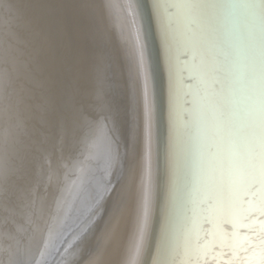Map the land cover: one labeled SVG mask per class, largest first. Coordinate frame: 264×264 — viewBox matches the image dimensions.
I'll return each instance as SVG.
<instances>
[{"label":"snow or ice","instance_id":"obj_1","mask_svg":"<svg viewBox=\"0 0 264 264\" xmlns=\"http://www.w3.org/2000/svg\"><path fill=\"white\" fill-rule=\"evenodd\" d=\"M0 8L15 20L7 31L15 54L0 66V93L15 72L16 109L28 117L25 126L40 116L42 127L55 132L51 33L14 0ZM154 8L172 52L188 204L183 227L166 241L168 264H264V0H156ZM96 99L105 105L102 78ZM16 144H23L22 154L19 148L0 153L6 204L28 161V138ZM146 223L145 213L127 264H138ZM96 264H103L102 251Z\"/></svg>","mask_w":264,"mask_h":264},{"label":"bare ground","instance_id":"obj_2","mask_svg":"<svg viewBox=\"0 0 264 264\" xmlns=\"http://www.w3.org/2000/svg\"><path fill=\"white\" fill-rule=\"evenodd\" d=\"M141 1L147 5L146 10L150 28L152 29V37H154V43L157 49L156 54L160 61V69L162 67V77L164 80L162 84L164 86L163 115L166 126V142L164 147L165 182L164 198L161 213L158 214L160 217L158 216L159 220L157 219L156 228L155 217L158 202L161 148L158 138V95L154 81L156 74H154L155 59L152 50L153 46H151V41L148 38L145 14H143L140 6V0H95L94 3L93 1L91 3L89 2L91 8L97 14V26L92 29L96 37V43L93 39L94 47L98 53L102 51L103 55H109L110 66L112 65L113 73L106 75L108 81H106L107 79L105 80L101 72L98 74V68L96 69V73L92 75V71L96 68V63H98L96 61L97 56L95 57L94 53L96 55L98 53L96 50L93 53L90 42L91 47L86 43L87 38L83 31L84 26L78 24L77 12L75 13L74 10L75 7L77 9V5L74 4L75 0L74 3L72 0V7L75 6L74 9L70 5V9H65L64 13L62 5L59 8L61 10L60 14L62 15L64 13V19L66 18L64 23L66 29L68 30L70 25L69 32H73L76 37L72 43L73 47L68 49L69 45L66 44L65 49L68 71L70 70L69 64L72 62L75 66L74 73L76 77L73 78L74 82L72 87H69L70 90L72 89L71 96L73 100L65 93L64 106L67 107L66 116L63 119L65 122L63 136L65 140L63 147L61 146L63 152L60 162L57 163V167H60L57 172H54L53 169L49 171V175L45 179V182H43V187L40 189L41 191L37 192L38 198L36 203L39 202L37 205H39L40 209H38L39 211H34L35 215H33L32 219V224L34 225L32 227V239L39 238L38 242H41L47 232L46 239L48 238L49 234H51L50 231H52L51 223L54 222L55 217L59 215V211L63 207L61 205L62 207L58 211V205L65 203L66 194L69 193L68 190L70 189L71 191V189L73 190L76 187L75 183L77 178L79 179V174L83 173L86 165H94V162L91 163V160H93L92 157H97L96 155L93 156V154L100 147L98 144L99 142L101 143L103 138V132H101L100 128L101 124L107 123L111 126L113 125V121L115 124H119L121 118L118 115L120 110L124 111V124H126V129L123 125V144L129 139L127 141V157L124 163L122 162L123 171L115 180L109 195L107 194L108 197L105 203L106 206L103 209L104 212L101 213L100 220L98 219L99 221H97L99 223L92 233L93 235L90 233L92 236L91 240H89L90 242H88L89 244L84 243L87 246L85 247L84 245L85 250L83 252L81 250L82 248L78 249L81 250L80 253L82 252V254L75 260L76 262L74 264H96L97 253L101 251L103 252V264H127L128 250L138 239L140 223L145 213L147 223L137 257L138 264H168L170 258L165 255L166 241L178 235L187 215L188 204L185 194L186 180L183 142L179 131L180 109L173 102L172 52L164 38L161 22L154 8L156 0ZM113 10L115 12L114 16L112 14ZM91 59H95V67ZM90 63H92L93 70ZM101 65L105 68L106 64L100 63ZM127 69L132 70L131 75L133 74L132 76L134 77L131 80L134 83L132 88V83L130 86L127 82L131 76L129 74L131 71H127ZM105 74L107 73L105 72ZM128 74L130 75L129 77H127ZM100 78L103 80V87L106 92V103L103 107L97 103L96 99V91ZM63 86L66 90L69 83L67 82ZM133 91L135 98L132 95ZM126 96L130 97L133 103L135 102L136 112L134 113L133 111L135 120V122L133 120V123L135 125L131 127V129L133 128V133L130 130V126L133 124L130 123L131 118L127 106L124 103ZM118 118L120 119L118 120ZM111 129L113 128L111 127ZM126 130H128V139L124 135V131ZM105 152L107 153V151ZM102 156L100 157V162L104 159V156ZM88 169L86 168V173L90 170ZM86 173L83 176H86ZM85 181H87L86 177ZM96 185L95 188L97 187ZM81 199L82 197L78 199L75 210L70 214L64 225L74 217ZM37 207L34 210H37ZM56 220L58 221V219ZM64 225L61 229L59 228L63 232H61L62 235L67 233L71 226V224L67 227ZM95 227L96 225H94ZM77 231L78 229H75L72 234L65 237L62 244V251ZM56 238L57 236H55ZM39 245L41 244L39 243ZM56 245L57 242L52 237L38 261L42 257L43 259L51 257L57 249ZM26 251L24 250V252L16 254L14 258H18L17 255L22 253L26 256ZM2 259L3 255L1 254L0 264H8L7 262L9 261V264H12L15 261V259H12L4 262Z\"/></svg>","mask_w":264,"mask_h":264},{"label":"rangeland","instance_id":"obj_3","mask_svg":"<svg viewBox=\"0 0 264 264\" xmlns=\"http://www.w3.org/2000/svg\"><path fill=\"white\" fill-rule=\"evenodd\" d=\"M78 1L80 5H82L81 6L82 13L81 12L80 13L83 15L84 8L85 6H88L90 1L75 0V5L80 6ZM3 2L4 0H0V3ZM14 2L18 4L19 8L25 14V16L34 17L40 20L44 30L46 32L51 33L52 39L47 57V71L50 76V83L52 84L53 91L55 93V96L52 99L58 105V111H57V129L55 132H53L51 129L46 130L45 127H42L43 120L41 119L40 116H37L34 120H32L28 126H25L24 121L28 119V117L22 115L16 109L17 97L15 91L16 89L15 72L12 73V82L7 86L6 92L0 93V95L7 97V99L0 101V107L6 108L5 111L0 112V153H3L5 156H7L8 154L12 153L16 148H19L22 154L24 150V146L23 144L17 145L16 140L18 137L21 139V141H25L28 138V147H27L28 161L26 165V172L22 177L20 178L18 177L19 180L17 185L14 186L13 191L15 194L12 198L11 203L6 204L5 201L2 198H0V256L2 254L3 255L2 261L7 262V260H12L15 257V256L13 257V254L16 255L19 254L20 252H24V250L25 251L27 250L26 256H28L27 258L28 261H30V263L36 262L44 253L47 245L49 244L52 237H54L55 233L57 231H60V230H55L57 229V226L59 224V219L61 221V225L62 223H65V221L69 218L70 214L75 210L76 204L78 203V199L83 197V195L89 194L87 196V200L90 201V199L92 198V192L97 191L96 195L93 193L94 194L93 198H95L96 202L95 203L93 202V204L91 206H88V208L86 207L84 221H82V224L78 226L77 228L78 231L74 236V239L78 240L75 243L77 245L75 246L74 244L75 247L72 246L71 247L72 249L69 250L68 252V254H71L73 257L68 261H66L65 264H74L76 262L75 260H77L79 256L82 254V252L85 250V247L87 246L86 244H89L88 242H90L89 240H91V236L93 235L92 233L95 231L99 223L97 221L100 220V217L102 215L101 213L104 212L103 209L106 206L105 203L108 197L107 194L110 193L109 191H111L110 189L113 187L115 180L118 178L119 175H121L123 171L122 162L124 163L127 157V146H128L127 141L129 140L128 130H126L124 131V135L128 139V140L125 139L126 146L122 142V140H124V138H122L123 125L124 128L126 129L125 126L126 124H124L125 121L124 111L120 110V113L118 115L121 118V119L118 118V120L120 119L119 124H115L113 120H112L113 125L111 126H109L107 123L101 124L100 128H101V132H103L102 135L103 138L101 140V143L99 142L98 144L100 147L97 149L96 153L94 151L93 154V156L94 155L97 156V157L95 156L97 159L92 157L93 160H91V163L94 162L95 167L92 164H90L89 166L86 165V168L90 169V170L88 169L89 170L88 173L90 175L85 172L87 170L86 168H84L83 173L81 172L82 174H79V179L77 178V181L75 183L76 189L75 188L73 190L71 189V191L69 189L68 190L69 193H67L66 194L67 197H65V203L58 205V211L60 207L62 206L63 207L60 209L59 215L55 217L56 219H58V221L54 219V222L51 223L52 226L51 229L52 231H50L51 234H49L48 238L46 239L48 232L45 233L46 234V236L44 237L45 240L43 239L41 242H38L39 238L32 239L33 237L32 227L34 226L32 224L33 222L32 219H33V215H35L34 211H39L38 209H40L39 205H37L39 202L36 203L38 198L37 192L41 191L40 189L43 187V182H45V179L49 175V171L53 169L54 172L55 171L57 172L60 167V166L57 167L58 165L57 163L60 162L61 154L63 152L62 147L64 143L63 136L65 129L63 117L66 111V107L64 106L65 104L64 99L66 97L65 93L67 90V89L65 90L64 89L65 87L63 86V84L65 85L66 83L65 80L66 75L64 74L63 63H66V57H65L66 44L69 45L68 49H70V47H73L72 43L76 37L74 36L73 32L72 33L69 32L70 25H69V29L68 30L66 29V26L64 25L66 19V18L64 19L65 11L62 15L60 14V12H58L59 10L57 9V4L55 3V0H14ZM62 2L64 5L63 10L70 9L69 8V6L71 5L70 0H62ZM10 25H15V20H9L8 16L5 15V10L3 8H0V66H2L4 60H8L10 62L13 55L15 54L14 44L9 45L8 43L7 31ZM101 49H103V47H101ZM100 54H102V51ZM98 57H99V61H98ZM98 57L96 60L98 63H96L95 59L93 60L91 59V62H93L94 67H95V63L97 65L96 68L94 69L92 63H90L92 70L94 69L92 71V75L96 73V69L98 68L99 71L98 74H100L101 72L105 80L107 79L106 81H108L106 75H108V73H111L110 71L111 67L108 66V62H110L108 61V59L110 60V57L109 55H105V54L104 55L102 54ZM100 63L106 64L105 68L102 65L100 66ZM103 69H104V74L105 72L107 74L105 75L103 74ZM67 71H68V66H67ZM127 71H131L130 73L128 72L131 75L132 70L127 69ZM69 73L70 71H68V74ZM129 74L127 77L130 76ZM132 75L129 77V79L131 77L132 79L130 80L128 79L129 81L127 80L130 86L132 83L131 88L133 87L134 84L131 81L134 79ZM132 93H133L132 95H134V91ZM134 103L132 105H134ZM135 110L136 108L134 105V110H133L134 113L136 112ZM131 122L132 121H130V123ZM134 125L130 126L131 132L133 129V128L131 129V127ZM111 127L113 129H111ZM120 131H121V137H120ZM105 151H107V153ZM102 155L104 156V159L100 162V157ZM20 166L23 167V161H20ZM120 166L121 168H119ZM119 169H121L120 172ZM95 170L98 171L96 172ZM94 171L96 174L94 173ZM85 173L87 175L83 176L85 175ZM85 177L87 181H85ZM98 179L100 180L102 179V180L100 181ZM96 184L97 185L99 184L100 186L98 185L95 188ZM105 198L106 200H104ZM36 207L37 210H34L36 209ZM31 211L33 212V214ZM63 225L59 228L61 229ZM94 225H96L95 228ZM39 243L41 245H39ZM79 248L80 249L82 248L81 253H80L81 250H78ZM7 263L9 264L10 261Z\"/></svg>","mask_w":264,"mask_h":264},{"label":"water","instance_id":"obj_4","mask_svg":"<svg viewBox=\"0 0 264 264\" xmlns=\"http://www.w3.org/2000/svg\"><path fill=\"white\" fill-rule=\"evenodd\" d=\"M88 1H90V3L92 1H93V3L95 2V0H88ZM55 3L57 4V9L59 10L58 12H61V10L59 9L61 7V5H62V7L64 9V5H63L62 0H55ZM73 3H74V0H73ZM73 3H72V1H70L71 7L73 6ZM78 3H79V1H78ZM90 3L88 4V6H85L84 11H83V15L81 14L82 13L81 12L82 8H81L80 3H79L80 6L77 5V9H76L75 6H74L75 9H74V7H72V8L75 10V13L77 12V14H76L77 16L76 17L78 19V24H80L81 26L82 25L84 26V30L83 31H84V34H85V36L87 38V40H86L87 42L86 43L88 44L89 47H91L90 44H89V42L91 43V45H92V48L91 49H93V53H94V50H96V48L94 47L93 39H94V42L96 43V41H95V38L96 37H95V32L92 29L97 26V21H96L97 14L91 8V6H90L91 4ZM140 6L142 8L143 14H145L144 17H145V25H146V28L148 30V36H149L148 38L151 41V46H153L152 50H153V56H154V59H155V70H154L155 73L154 74H156L154 81H155V86H156L157 95H158L157 96L158 124H159L158 138L160 140V146H161V148H160V176H159V188H158V202H157L156 217H155V228H156V223L158 222L159 217H160V215H158V214L161 213V206H162L163 198H164V182H165V166H164V153H165V148L164 147H165V142H166V126H165V123H164V115H163V109H164V97H163L164 91H163V88H164V86L162 84L164 80H163V77H162L163 76L162 67L160 69V61H159L158 55L156 54V50L157 49L155 47L154 37H152L153 36L152 29L150 28V23H149V19H148V13H147V10H146L147 5L140 0ZM112 12H113L112 14L114 16V14H115L114 10ZM90 25H91V28H90ZM146 41H147V39H146ZM97 53H98V51H97ZM99 54L100 53H98L96 55L94 53L95 57L96 56L98 57ZM70 64H69V66H70V70H69L70 73L69 74H68V71H67V64L66 63H63V66H64L63 69H64V74L66 75V78H65L66 83L67 82L69 83V86L67 87V90H66V94L68 96H70L71 99L73 100V97L71 96V93H72L71 90L72 89L70 90L69 87L70 86L72 87V84L74 82L73 81L74 80L73 78H75L76 75L74 73V67L75 66L73 65L72 62ZM108 66H110V62H108ZM110 67H111V73H113L112 72V65ZM71 72H73V73L71 74ZM68 89H69V91H68ZM124 99H125L124 103L127 106L129 115L131 117V121H132L131 123L133 124V120H134V117H133V108L134 107L132 105L133 102H132L131 98L130 97H127V96ZM66 109H67V107H66ZM65 116H66V111H65V114H64L63 119L65 118ZM134 122H135V120H134ZM64 124H65V122H64ZM64 140H65V138H63V141ZM63 145H64V143H63ZM62 150H63V148H62ZM119 168H121V166ZM120 170L121 169H119V172H120ZM98 185H96V186H98ZM93 193L96 195L97 194V191L92 192V198L91 199L89 198L90 201L87 200V196L86 195H83L82 199L79 201L78 208H77V211L74 214V217L65 224L66 227L71 224V226L69 227L68 232L65 233L64 235H62V233H63L62 231H60V232L57 231L55 233L54 240H56V242H57V245H56V248L57 249L55 250L54 254L51 257H49L48 259H45V258L43 259V257H42L41 258L42 260L40 259L39 261L37 260L38 262L36 261L34 263H30V261H28V259H27L28 256H25V254L22 253L20 255H17L18 258L16 257L15 261H13L12 264H53L54 262H55V264H65L66 261H68L69 259H71L72 258V255L71 254H68V252H69V250L72 249L71 247L74 246V244L76 243L77 239H74V237H73L67 243V246L62 251V244L64 242L63 240L65 239V237H67V235L72 234L75 231V229H77L78 226L82 224V221H84L86 207L88 208V206H91L93 204V202L94 203L96 202L95 198H93L94 197V194ZM104 200H106V198ZM63 224L64 223H62V225ZM62 225H61V221H59V224L57 226V230H59L58 228L60 226H62ZM155 228H154V232H155ZM153 235H155V233H153ZM55 236H57L56 239H55ZM76 245L77 244H75V246ZM14 256H16V255L13 254V257Z\"/></svg>","mask_w":264,"mask_h":264}]
</instances>
